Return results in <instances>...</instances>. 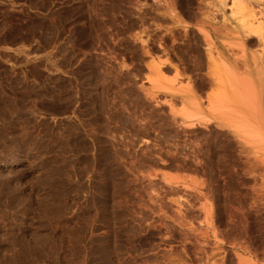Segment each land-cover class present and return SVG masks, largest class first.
Segmentation results:
<instances>
[{
  "label": "rangeland",
  "instance_id": "obj_1",
  "mask_svg": "<svg viewBox=\"0 0 264 264\" xmlns=\"http://www.w3.org/2000/svg\"><path fill=\"white\" fill-rule=\"evenodd\" d=\"M0 264H264V0H0Z\"/></svg>",
  "mask_w": 264,
  "mask_h": 264
},
{
  "label": "bare ground",
  "instance_id": "obj_2",
  "mask_svg": "<svg viewBox=\"0 0 264 264\" xmlns=\"http://www.w3.org/2000/svg\"><path fill=\"white\" fill-rule=\"evenodd\" d=\"M247 24V23H246ZM250 24V23H249Z\"/></svg>",
  "mask_w": 264,
  "mask_h": 264
}]
</instances>
